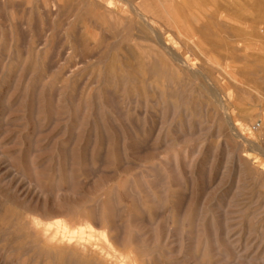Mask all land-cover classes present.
Instances as JSON below:
<instances>
[{
	"label": "bare ground",
	"instance_id": "6f19581e",
	"mask_svg": "<svg viewBox=\"0 0 264 264\" xmlns=\"http://www.w3.org/2000/svg\"><path fill=\"white\" fill-rule=\"evenodd\" d=\"M190 1H196V0H82L81 3L83 5L85 4V6L87 5V8L90 9L89 11H91V13H94V15L96 16L97 19H103V21L106 20L109 23L108 25L110 27H112V28L114 27L116 30L124 32L123 34H126V36H128L126 38H129V40H131L130 37H132V36H130V35L132 32H135V31H133L135 29H138L140 31L139 33L144 34L145 35L144 37H146V38L141 40V42L139 41V42L135 43L136 51L140 57H142V58L150 57V58L154 59L156 62H158L162 66V68H165V67H163V65L166 66L168 68L169 72L172 74V76L182 77V75H184L186 71H189L191 73V75H193L194 77L197 78V75L198 76L201 75V79H202V77L205 79V81L207 82V84L204 85L205 89H206L207 93L209 92V95L211 98L217 99L216 101L221 106L222 112H223L222 114H224L223 121L227 124L228 129H230V133L234 137V140H236L239 147L240 146L247 147L245 150H242V151L246 152L243 156L244 160H242V157L237 154V152H238L237 150H231L229 148L230 145L228 144V141L225 144V148L223 147L224 148L223 150H219L222 147V146L219 147V144L217 145V147L219 149L216 146H215V148L209 147L207 149V152H208L207 155H209V157L211 159V162H210L211 163V167H210L211 172H213L214 169H218V167H222L223 171H222V176L220 175L221 178L219 180V184L221 185L223 182L225 183L226 179H230L232 182L231 188L229 187L230 190H228L227 194L221 195L222 199L220 201H214L215 202L214 204L211 203L212 205L209 204L208 199L211 196H214V197L218 196V198H219V196H220V194H218V192L220 191L219 189H218V192L216 191L217 189H215L216 192L213 191V193L212 192L208 193V194L206 193L207 195L203 199L197 198V197H196L197 198L196 199L195 197H192V196H194L192 194L195 193L194 189L196 188V185L199 184L196 182L198 179H195L196 174L198 175V168L201 166L200 163L202 161V160L200 161L199 156H201L203 154L205 155L206 151L204 152V150L207 148L206 147V143H207L206 138L202 137V136H204L203 135L204 133L202 131L203 129L198 128V126H197V129L195 128L196 125L200 124L199 121L195 120L194 121L195 124H193V122L191 121L192 120V114L187 112V110L183 109V108H185L183 105L184 102L182 104H179L178 102L172 101L170 99H166L164 92H163L162 95L159 96V100L157 102L158 106H156V107L159 108V110L163 116L167 115L172 120H178L179 116L182 114V120L181 121L179 120L176 128H174L175 127L174 126L173 127L174 129H172V130L167 131V129H163V127H164L163 126L162 129H163V131H165V135H164L163 131H161L160 133H157L158 134L157 137H155V139L153 140L154 143L153 142L150 143L149 141H151L152 139L150 140V138L147 136V133L149 131V130L147 131V125H148L147 124L148 123V120H147V100H148V98L145 100V105H146L145 111L146 112L143 115L144 117H143L141 124H139L138 122L135 121V115H136L137 109L136 110L134 109V105H137V103H139L141 101L140 100L141 98L139 97V95H137V96L130 95V88H129V87H131V86H129V80L130 79L128 80V77H127L129 74L127 75V73L125 71H124L125 73H121L118 77L119 80H118V83H116V91L114 93V103H111L113 100L110 101L108 98H105L106 93L104 94V96L103 95H97L96 99L94 101H92V99L88 100V99H82V98L80 100H74L73 99L74 96L71 98V97H69V95H70L69 94L68 96L66 95L67 97H65V95L63 93L59 92L58 98L56 99L58 102V105L56 104V107L62 109V111H58L57 112L58 115H57V113L53 114V108L47 103V99H46L45 94L43 96H40V93L37 89L38 86L37 87H31L29 84H27L26 87H24L25 88L24 91L22 90V92L20 94L18 93L17 97H9L8 98L7 108L6 107L5 108L7 110H10L16 106L23 107V111L25 113V116L26 117L29 116V120L27 121V124H25L26 127L28 125H30L31 123H33L34 125L44 123L46 125V123L48 122L47 123L48 125H52L53 123L59 124V123L63 122V125L61 127L59 126V128H61V134L63 136H65V139L63 142L58 140L59 144L58 145L57 144L52 145V148H51V146L46 145L47 147H45V148L50 147L49 149L52 150V153H51L52 155L50 154L51 157L49 156V154L47 152V154H48L47 156L50 157V161H46L45 158H43L42 151H43L44 147L38 145V142L34 143L33 139H31L29 136H27V138H26L30 143L29 148H26L25 151H24L25 148L23 149V147L19 148L18 151H14V152L7 151L6 149H3L4 145L2 146V143L0 142L1 143L0 144V163L5 165L3 167V169L5 168V170H6L5 173L0 176V182L2 184H4L5 187L8 189V193H9V191H11V193H12L11 195L13 197L20 199L22 201V204L24 205V208L26 210L25 215H22L20 213L19 215L13 217V222H12L13 223L12 228H14L13 231H11V227L8 228L9 224L6 225V229L7 230L9 229V231L14 233L18 239L22 240L23 246L26 247V250H25L26 253L24 252V254L22 256L16 257V261L18 263L24 262L25 261L24 259L26 258L27 255L31 258H37L38 257V258L44 259L46 261V264H262L263 263L261 257L258 256L259 253L256 250V248L253 246V244H252V246L248 247V243L243 241L242 235L244 233V230H246L244 228V222L245 223L247 222V221H245V214H246L245 207L246 206L244 207V204L239 201V196H240L241 190L243 188V183H242L243 181L241 179V176H242V174L244 175V172H245L247 166L251 165L252 168L257 170L258 172L264 173V151L261 149V146L258 143L259 141L257 142L252 137H249L246 134L247 130L252 131L253 128H255V126L257 124L256 123H252V124L250 123L251 125L249 126V124L247 123L248 125L247 124L245 125L240 120V118L238 117V115L236 113V109L234 108V106H232L231 104L230 105L227 104L229 102L227 100L225 101L224 99L226 97L229 100H231V93L228 92V88L225 86V84L221 83V80H219L220 78L215 79V77H213L212 75L210 76L208 74V72L204 73L202 68H201V70H198L199 71L198 74L195 73L196 72L195 71L196 66L194 67V65L192 64L193 60L191 61V59L189 57V55H190L189 52H190V50H194V49L196 51H198V53L204 58V61L208 67L213 68V69H217L220 71V73H222V75L224 76L223 80L228 79L231 82H233V84L235 86L240 87V88H242V86H246L249 89L256 90L255 92L258 91L259 95H262L264 93V74L260 75L257 69L252 68L254 66L253 65L250 68H245L244 70H242L241 74H243V77L240 78L239 77L240 72H235V71H237V69L235 67L233 68L231 66V68H227L230 66L223 65V64L219 63V61H217V59L216 60L213 59L212 57L214 55L212 57L210 56V53H211L210 49H208L207 44L205 43L206 38L204 37L205 39H202V37H201L202 41L200 39H197V34L194 32L195 30L193 31L191 29V27L188 26L189 21L187 20V18L185 16L182 15L184 13V10L186 9V2H190ZM252 1H254V0H252ZM52 2H53L52 3L53 5H56L58 2H60V0H54ZM78 2H79V0H78ZM3 3H4V0H3ZM11 3H12V1H11ZM241 3H243V2L241 1ZM246 3H245V6H246ZM7 5H9V4H7ZM193 5H194V3H193ZM253 5H254V3H253ZM258 5H259V3H258ZM240 8H241V6H240ZM256 8H255V10H256ZM39 9H41V8H39ZM54 9H55V7H54ZM71 9H72V7H71ZM81 9H84V7L83 8L81 7ZM196 9L197 8H195V10ZM226 9L221 10V11L217 9L218 12L216 13L214 18H217V19L220 17L222 18ZM84 11H85V9H84ZM86 11L87 12H85V13L88 14V10H86ZM214 11H215V8H214ZM231 11H233V10H231ZM205 12H207V11H205ZM261 13H264V11ZM45 14H46V12L43 15H45ZM52 14H54V13L52 12ZM75 14H78V12H76ZM196 14H198V13H196ZM226 14L228 15V13H226ZM235 14H237V13H235ZM246 14H248V13H246ZM82 15L85 16L84 13H82ZM232 15H230V16H232ZM241 15H243V14H241ZM58 16H56L55 18H57ZM69 16H71V15H69ZM236 16L233 15L232 17H236ZM89 17H90V15H89ZM225 17H227V16H225ZM239 17L238 18L236 17V18L239 20ZM91 18L93 19V15ZM201 18H203V17H201ZM229 18L230 19H228V23L227 22H225V23L229 24L230 21L231 22L233 21L232 23H234L233 27L235 29L236 28L235 25H237L238 20L235 22L236 19L233 20L234 18L233 19L231 17H229ZM90 20H89V22H90ZM220 20H222V19H219V21ZM226 20H227V18L225 19V21ZM86 22H88V20ZM244 22H243V20L242 21L239 20L238 21L239 25H237V26L241 27L244 24ZM247 22L249 23V20ZM90 23H88V24H90ZM223 24H224V22H223ZM50 25H51V23H50ZM50 25H47V26H50ZM66 25L69 26V24H66ZM259 25L261 26L262 24L260 23ZM104 26H106V25H104ZM109 26H108V28H109ZM215 26H214V28H215ZM229 26H230V24H229ZM94 27L92 29H94ZM49 28L50 27H48V29ZM61 28L63 29V27H61ZM84 28H85V26H84ZM97 28H99V27H96L95 29H97ZM194 28H195V26H194ZM48 29L46 31L47 33H49ZM54 29H56V28H54ZM86 29H87V26H86ZM205 29H206V27H205ZM9 30H10V28H9ZM68 30L69 29H67L66 32ZM88 30H89V28H88ZM196 30H197V28H196ZM83 31L85 32L87 30H83ZM212 31H213V29H212ZM92 32H91V34H92ZM243 32H245V31H243ZM60 33H62V32H60ZM70 33L73 34L72 32H70ZM139 33H138V35H139ZM103 34H101V35H103ZM132 34H134V33H132ZM244 34L247 35V33H244ZM2 35H4V34H2ZM49 35H50V33H49ZM64 35L67 36L68 34L66 35L64 33ZM64 35H63V37H64ZM84 35L82 37H84ZM138 35H136V36H138ZM239 35H241V34L239 33ZM229 36H230V34H229ZM44 37H42V38L46 40V36H44ZM58 37H59V35H58ZM72 37L75 38V36H72ZM214 37H216V35ZM42 38H41V40H43ZM107 38L110 39V36ZM220 38H223V36ZM251 38H254V37L251 36ZM92 39L93 38H91V41L94 42ZM219 39L217 41H219ZM124 40L126 41L127 39H124ZM135 40H137V39H135ZM222 40L223 39H220V41H221L220 44L215 43L213 45L215 47L217 46L221 50L224 49L225 54L222 52L223 56H227V58H228L233 53L237 54V53H241L243 51V49H239V48H237L238 46H235V42L233 43L234 45L230 46L231 43L227 44V41L222 42ZM63 41L64 40L62 39V42ZM112 41L110 43H112ZM118 41H121V40H118ZM133 42H135V41H133ZM147 42H148V44H147ZM179 43L181 44V47L178 46ZM39 44H41V43H39ZM63 44H65V43H63ZM67 44H68V41H67ZM93 44H95V43H93ZM114 44L112 43L113 46H115ZM55 45H56V43H55ZM122 45H123V43H122ZM127 45H128V43H127ZM103 46L105 47V45H103ZM108 46L110 48L109 44H108ZM116 46H117V44H116ZM125 46H126V44H125ZM239 46H240V43H239ZM241 46H243V45H241ZM88 47H90V46H88ZM126 47L129 48L128 46H126ZM59 48H61V47H59ZM99 48H101V47H99ZM259 48H261V47H259ZM0 49H1V47H0ZM44 49H43V52H45ZM73 49L75 51L76 48H73ZM86 49H87V47H86ZM129 49H128V51H130ZM33 50H34V48H33ZM62 50H64V49H62ZM212 50H214V49L212 48ZM215 50H216V48H215ZM256 50L257 49H255V51ZM34 51H32V52L34 53ZM78 51L79 50L77 49L76 53H78ZM101 51H102V49H101ZM1 52H2V50H1ZM1 52H0V56L2 55ZM32 52H30V53H32ZM54 52L56 53V51H54ZM118 52H120V51L118 50ZM127 52H125V55L127 54ZM60 54H61V52H60ZM60 54H59V56H60ZM219 54H220V52H219ZM243 54H245V52H243ZM255 55H258V54H255ZM193 57L194 56H192V58ZM77 58H78V56H77ZM242 58H243V56H242ZM41 59L43 60V58H41ZM52 59L50 58V60H52ZM61 59H62V57H61ZM223 59H226V58L223 57ZM243 59H241V60H243ZM66 60H68V58ZM116 60H118V59H116ZM4 61H5V59H4ZM4 61H3V63H4ZM39 61H41V60H39ZM98 61H100V60H98ZM257 61H258V59H257ZM41 62H43V61H41ZM69 62H71V60H69ZM144 62H146V61H144ZM231 62H232V60H231ZM60 63H61V61H60ZM51 64H49V65H51ZM75 64H77L76 61H75ZM239 64L241 65V62H239ZM261 64L263 65L264 63L261 61ZM66 65H68V64L66 63ZM136 65H137V63H136ZM258 65H259V63H258ZM46 66H48V65L46 64ZM54 66L57 67V65H54ZM91 66H93V65H91ZM95 66H96V64H95ZM108 66H111V65H108ZM150 66H151V64H150ZM243 66H244V64H243ZM243 66H241V67H243ZM43 67H45V66H43ZM120 67H121V65H120ZM4 68H6V67H4ZM21 68H23V67H21ZM29 68H30V66H29ZM52 68H53V66H52ZM203 68H204V66H203ZM260 68L262 69L261 65H260ZM111 69H113V67ZM48 70L50 72L53 69H51V70L48 69ZM62 70H63V68H62ZM191 70H194L195 72L194 71L191 72ZM57 72L59 74V71H57ZM159 72H161V71H159ZM17 73H18V71H17ZM100 73L101 72L99 71V74ZM45 74H47V73H45ZM74 74L72 77H74ZM212 74H213V72H212ZM218 74H219V72H218ZM100 75H102V74H100ZM115 75H117V73H115ZM52 76H54V75H52ZM161 76L164 77L163 75H161ZM59 77H61V76H59ZM169 77H170V74H169ZM48 78H49V76H48ZM111 78L112 77H110V78L108 77V79H111ZM58 79H56V80L58 81ZM204 79H202V80H204ZM108 81H107V83H109ZM114 81H115V79H114ZM166 81H169L168 78ZM59 82H57V84ZM71 82H72V80H71ZM78 82H79V80H78ZM201 82H199V83H201ZM27 83H28V81H27ZM49 83H50V81H49ZM55 83L56 82H54V84ZM208 83L210 84L209 85L210 87H211V85H213V87H216V91H218V92H213L212 89H209ZM88 84H87V86H88ZM94 84H96V83H94ZM103 84L104 83H102V85ZM34 85L35 84H33V86ZM48 85H46V86L49 88ZM188 85H190V83ZM195 85H196V83H195ZM113 86H115V85H113ZM152 86L150 88H153ZM106 87H108V86L106 85ZM22 88H23V86H22ZM72 88H74V86H72ZM75 88H77V87H75ZM81 89H82V87H81ZM98 89L100 90V88H98ZM179 89H181V88H179ZM231 89L232 88H230V90ZM58 90H59V88H58ZM95 90H97V87ZM152 90L154 92V88ZM236 90H238V88ZM103 91H106V90H103ZM149 91L151 92V90H149ZM243 91H244V89H243ZM73 92H72V95L73 94L75 95V93H73ZM85 92H86V90L84 91V93ZM155 92H157V91H155ZM227 92H228V94H227ZM245 92H247V91H245ZM181 93L183 94V92H181ZM220 93H223L224 96H222V94H220ZM248 93H251V92H248ZM31 95H32V99L30 97ZM203 95H204V93H203ZM251 95H253V94H251ZM90 97H92V96H90ZM203 97H205V96H203ZM168 98H169V96H168ZM243 98H245V96ZM150 99L151 98H149V100ZM193 99H194V97H193ZM5 100H6V98L4 99V101ZM28 100H30V102H31L30 104H29ZM152 100H154V99H152ZM243 101L245 102V100H243ZM195 102H197V101H195ZM202 103H203V101H202ZM198 104H200V103H198ZM210 104H208L207 106H209ZM241 104H242V102H241ZM2 105H3V103H2ZM161 105H163L165 107L167 106L168 111L165 112L164 110H161L162 109ZM243 105H245V104H243ZM213 106H211V107L213 108ZM160 107H161V109H160ZM214 107H216V106H214ZM247 107H248V105H247ZM236 108H237V106H236ZM213 109H215V108H213ZM215 112H216V110H215ZM219 112H220V109H219ZM260 112L262 113V111H260ZM205 114H206V112H205ZM11 116H10V118H11ZM58 116H60V117H58ZM149 117H150V115H149ZM10 118H7V119L10 120ZM1 119H2V117H1ZM16 120H18V119L16 118ZM104 120H107L108 125L110 124L109 128L110 127L112 128V135L111 136L107 135V133H106L107 128L105 126ZM151 120H152V118H151ZM10 122H11V120H10ZM3 123L6 124L5 122H3ZM16 125H18V124H16ZM202 125H203V123H202ZM262 125L263 124H261L259 128H261ZM222 126H224V125H222ZM165 127H166V125H165ZM7 128H9V126ZM37 128H39V127H37ZM12 129H11V132L13 131ZM15 129H14V131H15ZM212 129H213V127H212ZM159 130H161V129H159ZM261 130H259V131H261ZM108 131L110 132V130H108ZM217 131H218V129H217ZM170 132L175 133L176 139H172L171 140L172 142H169V144H168L167 133H170ZM221 133H223V131H221ZM228 134H229V132H228ZM11 135H9L7 137L8 140H9V137ZM26 135H24V136H26ZM30 135H32V134H30ZM34 136H35V134H34ZM221 136L223 137V135H221ZM251 136H252V134H251ZM205 137H206V135H205ZM229 137H230V135H229ZM46 138H44V139H46ZM6 139H5V141H6ZM40 139H42V138H40ZM38 140H39V137H38ZM176 140H178V143L180 141L182 143H186V144L188 143L189 145L187 144L188 146L187 145H185V146L191 147L192 150L194 151V153H197V155L194 154L196 156V159H192L191 161L188 160L187 153H183L184 148H182V145H181V147L178 146V147H180L179 150H176L175 149V147L177 145ZM212 140L215 141L214 139H212ZM11 141H13V140H11ZM160 141L164 142L163 145L165 146V149L167 148V153H166L165 149H162L163 151H161V148H163V147L158 145V142H160ZM213 141H211V143ZM224 141H225V139H224ZM260 141H261V138H260ZM32 142L35 144V145L33 144L34 147L32 145ZM215 142H217V141H215ZM84 143H86L85 147H84ZM7 144H9V143H7ZM42 144H43V142H42ZM215 145H216V143H215ZM74 146L75 147L78 146V150H76V152L74 151L75 150ZM14 147H16V146H14ZM148 147H150L152 149L153 153L149 154L147 152ZM168 149H170V150L168 151ZM189 151H191V149ZM219 155H221L220 157H222V155L224 156L222 161L219 160ZM149 159L156 160V161H154V163L151 162L152 164H150ZM232 161H235V166H234L233 170L230 171L229 170L230 165L234 164ZM202 163L205 164L203 161H202ZM222 164H223V166H222ZM228 164H230L229 167H228ZM198 165H200V166L198 167ZM166 166H168V168ZM111 167H113V169ZM91 169H92V173H89V170H91ZM202 170H203V168H202ZM218 172H220V171L218 170ZM254 172H256V171H254ZM184 173H186V175H187L186 178H187V181L189 182V185H190L189 187L191 190L190 195H192V196H190L191 198L189 200H187V201L185 200V202L178 203V202H176L177 200H175V198L177 197V194H176L177 191H175V187H176L175 181H176V179L178 180L179 178L180 179L183 178ZM200 174H202V173H200ZM200 174H199V176H201ZM233 175L234 176L236 175V177H233ZM212 179H214V178H212ZM208 180L209 179H207V181ZM213 181H215V180H213ZM179 182L180 181H178V183ZM180 183H182V182H180ZM185 184H186V182H185ZM207 184H209V182ZM220 185H219V187H220ZM225 185H227V184H225ZM228 186H229V183H228ZM0 187H1V184H0ZM183 188H185V187L183 186ZM186 188H188V186ZM207 189H206V191H207ZM243 191H245V190H243ZM199 192L200 191L198 190V193ZM201 194H200V196H201ZM246 195H248V194H246ZM185 198H187V197H185ZM193 198H195V199H193ZM11 199H12V197H11ZM248 202L249 201H247V203ZM244 203H246V202H244ZM250 204H251V202H250ZM246 205H248V204H246ZM246 209H247V207H246ZM260 210L263 211V209H261V208H260ZM254 211L256 212V209ZM257 211H259V210H257ZM261 211H259V213ZM250 216H249V218H250ZM255 217L258 218L257 215ZM261 217H262V215H261ZM256 222H258V221H256ZM256 222H254V224ZM12 223L10 222V224H12ZM247 225L249 226V224H247ZM263 227H262V229H263ZM261 233L263 234V232H261ZM9 235H10V233H9ZM7 236H8V234H7ZM243 237H244V235H243ZM0 241H2V240H0ZM256 245H257V243H256ZM23 246L20 247L19 249H23L24 248ZM259 251H260V248H259ZM260 259L262 262H260Z\"/></svg>",
	"mask_w": 264,
	"mask_h": 264
},
{
	"label": "rangeland",
	"instance_id": "374dc122",
	"mask_svg": "<svg viewBox=\"0 0 264 264\" xmlns=\"http://www.w3.org/2000/svg\"><path fill=\"white\" fill-rule=\"evenodd\" d=\"M11 1H12V3H11ZM52 1H54V0H30V1L29 0L28 1L27 0H4V3H3V0H0V47H1L0 52L2 50V52H1V54H2L1 56L2 57L0 56V72H1L0 73V85H1L0 86V102L2 101L0 103L1 104L0 105V142L2 143V146L4 145L3 146V149H6L7 151L14 152V151H18L19 148L23 147V149L25 148L24 149V151H25L26 148H29V144L30 143L26 139L27 136H29L31 139H33V142L34 143L38 142V145L44 147L45 150L43 149V151H42L43 158H45L46 161H50V157L52 155L51 154L52 153V150L49 149L50 147H48V148H45V147L51 146V148H52V145H55V144L58 145L59 144V141L63 142L64 139H65V136H63L61 134V128H59V126L61 127L63 125V122L59 123L60 125L59 124H54V123L52 125H48L47 124L48 122L46 123V125L44 123L38 124V125H34L33 123H31L30 125H28L26 127L25 124H27V121L29 120V116H27V117L25 116V113L23 111V107L16 106V107H14V108H12L10 110H7L6 109L7 108V104H8V98L9 97H17L18 93L20 94L22 92V90L24 91V89H25L24 87H26L27 84H29L31 87H37L38 86L37 89H38V91L40 93V96H43L45 94L46 99H47V103L53 108V114H56L58 111H62V109L56 107V104L58 105V102H57L56 99L58 98L59 92L60 93H63L65 95V97H67L69 94H70L69 97H71V98L74 96V98H73L74 100H80L82 98V99H88V100H91L92 99V101H94L96 99V96L97 95H103L104 96V94L106 93L107 95L105 94V98H108L110 101L113 100L111 103H114V93L116 91V83H118V80H119L118 77H119V75L121 73H125L126 72L127 75L129 74L127 76L128 77V80L130 79L129 80V86H131V87H129L130 88V95H132V96L139 95V97L141 98L140 99L141 101L139 102L140 104L137 103V105H134V109L135 110L137 109L136 115H135V121L138 122L139 124H141V122L143 120V117H144L143 115L146 112L145 111L146 110L145 100L147 98H148V100H149V98H151L150 99L151 101L149 100L150 102L147 100V120H148V123L147 124L149 125V126L147 125V131L149 130L148 133H147V136L150 138V140L152 139L151 141H149L150 143H152V142L154 143L153 140L155 139V137H157V135H158L157 133H160L161 131H163V129H167V131H168V130H172V129L176 128V126L178 125V121L179 120L180 121L182 120V114L179 116L178 120H172L167 115H164L163 116L162 113L160 112L159 108L156 107V106H158L157 105V102L159 100V96L162 95L163 92H164V95H165V98L166 99H170L172 101L178 102L179 104H182L184 102L183 105H184L185 108H183V109L184 110H187V112H189V113L192 114V120L191 121L193 122V124H195V122H194L195 120H198L199 123H200V124L196 125L195 128L197 129V126H198V128H202L203 129L202 131L204 133L203 134L204 136H202V137L206 138V142H207L206 143V147L207 148L204 150V152L206 151L205 152V155L206 156L204 154L201 155V156H199L200 157V161L202 160L205 163V164H203L202 161H201V163H200L201 166L198 165V167L199 166L200 167L198 168V175L196 174L195 179H198L196 182L199 183V184L196 183L197 185H196V188L194 189V192L195 193L192 194V195H194V196H192V195H190L191 194V190H190V187H189L190 186L189 185V182L187 181V178H186L187 177L186 173H184L185 176L183 175V178H181L182 180L180 178L178 180L176 179V181H175V184H176L175 191H177L176 192L177 197L175 198V200H177L176 202H178V203L185 202V200L187 201V200H189L191 198L190 196L195 197V198L197 197V198H202L203 199V198L206 197V195L208 193H211V192L213 193V191L214 192H216V191L218 192V189L220 190L219 191L220 193L218 192V194H220L219 198H218V196L217 197L215 196L216 198L214 196H211V197H209L210 200L208 199V202H209L210 205H212V204L215 203L214 201H220L222 199V196L221 195L222 194H227L228 190H230L231 185H232V182H231L230 179H226L225 183L223 182L221 185L219 184V180L221 178L220 175L222 176L223 168L222 167H218V169H214V171H213L214 173L211 172V170H210V167H211V163H210L211 162V159H210L209 155H207V153H208L207 152V149L209 147L215 148V146L217 147V145L219 144V147H221V146L222 147L220 149L218 147L217 148L219 150H223L225 148V144L228 141V144L230 145L229 148L231 150H237L238 151V152L236 151L237 154L242 157V160H244L243 156H244V154L246 152H244L242 150H245L247 147H242V146L239 147V145L237 144L236 140H234V137L230 133V129H228L227 124L223 121L224 114H222L223 112H222L221 106L216 101L217 99L211 98L210 95H209V92L207 93V91L205 89V86L204 85L207 84V82L205 81V79L202 77V79H204V80H202L201 79V75H199V76L197 75V78H196L193 75H191V73L189 71H186L185 74L182 75V77L172 76V74L169 72V70H168V68L166 66L163 65V67H165V68H162V66L158 62H156L154 59H152L150 57H147V58L140 57L138 55L137 51H136L135 43L136 42H139V41L141 42V40H143L144 38H146V37H144L145 36L144 34L139 33L140 31L138 29H135L133 31H135L136 33L135 32H132L134 34L131 33L130 36H132L133 38L130 37L131 40H129V38H126L128 36H126V34H123L124 32L118 31L114 27L113 28L110 27L108 25L109 23L106 20H104L105 21L104 22L103 19H97L96 16L94 15V13H91V11H89L90 9L87 8V5L85 6V4L83 5L81 3L82 0H79V2H78V0H60V2H58L56 5H53L52 4L53 3ZM196 1L186 2V9L184 10V13L182 15L185 16L187 18V20L189 21L188 26H190L193 31L195 30L194 32L197 34V39H200L202 41V39H205L206 38L205 39V43L207 44L208 49H210V52H211L210 53V56L212 57L214 55L212 57L213 59H215V60L217 59V61H219V63H221L223 65L230 66V67H227V68H231V66L233 68L235 67L237 69V71H235V72H240V74H239V77L240 78L243 77V74H241V71L244 70L245 68H250L253 65L254 66L252 68L257 69L260 75L264 74V70H263L264 69V66H263L264 64L263 65L261 64V61L264 63V15H263L264 13H261V12L264 11V0H258V1L257 0H254V1H252V0L251 1L250 0H244V1L243 0H214V1L213 0H196ZM241 1L243 3H241ZM193 3H194V5H193ZM245 3H246V6H245ZM253 3H254V5H253ZM258 3H259V5H258ZM7 4H9V5H7ZM189 5L190 6L192 5V6L190 7ZM208 6L209 7L211 6L213 9L211 7L209 8ZM240 6H241V8H240ZM54 7H55V9H54ZM71 7H72V9H71ZM81 7L82 8L84 7L85 11H84V9H81ZM39 8H41V9H39ZM195 8H197V9L195 10ZM214 8H215V11H214ZM255 8H256V10H255ZM217 9L220 10V11L226 9V11L224 12L222 18L221 17L218 18V19L217 18H214L215 15H216V13L218 12ZM86 10H88V14L85 13V12H87ZM231 10H233V11H231ZM205 11H207V12H205ZM45 12H46V14L43 15ZM52 12L54 14H52ZM76 12H78V14H75ZM245 12L248 13V14H246ZM82 13H84L86 17L84 15H82ZM196 13H198V14H196ZM226 13H228L229 16ZM235 13H237V14H235ZM232 14L234 16L237 15L236 16L237 18L240 16L239 17V20H241V21L243 20V22L245 21L244 24L241 27L240 26H237V25H239V23H238L239 20L236 17H232L233 16ZM241 14H243V15H241ZM52 15L53 16L55 15V16L53 17ZM69 15H71V16H69ZM89 15H90V17H89ZM92 15H93V19L91 18ZM230 15H232V16H230ZM56 16H58V17L55 18ZM225 16H227V17H225ZM201 17H203V18H201ZM229 17H231L232 19L234 18L233 20L236 19L235 22L238 20L237 21V25H235V27H236L235 29L233 27V25H234V23H232L233 21L231 22L229 20L231 22V23L229 22L230 26H229V24H226L225 23V22L228 23V19H230ZM224 18L225 19L227 18V20L225 21ZM219 19H222V20L219 21ZM87 20H88V22H86ZM89 20H90L91 23L89 22ZM248 20H249V23L247 22ZM223 22H224V24L226 26L223 24ZM50 23H51V25H50ZM88 23H90V24H88ZM260 23L262 24L261 26L259 25ZM22 24L24 26L25 25L26 26L24 27ZM66 24H69V26L66 25ZM47 25H50V26H47ZM104 25H106V26H104ZM107 25L109 26L110 29L108 28ZM84 26H85V28H84ZM86 26H87V29H86ZM194 26H195V28H194ZM214 26H215V28H214ZM48 27H50V28L48 29ZM61 27H63V29ZM93 27H94V29H92ZM96 27H99V28L95 29ZM205 27H206V29H205ZM9 28H10V30H9ZM54 28H56V29H54ZM88 28H89V30H88ZM196 28H197L198 31L196 30ZM47 29L49 30L48 32L50 33L51 36L49 35V33L46 32ZM67 29H69V30L66 32ZM212 29H213V31H212ZM73 30L75 32L76 31L77 32L75 33ZM83 30H87V31H85L86 33ZM59 31L62 32L63 34L60 33ZM69 31L72 32L73 34H71ZM243 31H245V32H243ZM91 32H92V34H91ZM64 33L66 35L67 34L68 35L65 36ZM138 33H139V35H138ZM239 33L241 35H239ZM244 33H247L248 36L246 34H244ZM2 34H4V35H2ZM101 34H103V35H101ZM135 34L138 35L139 37L136 36ZM214 34L216 35V37H214L215 36ZM229 34H230V36H229ZM58 35H59V37H58ZM63 35H64V37H63ZM71 35L72 36H75V38L72 37ZM83 35H84V37H82ZM44 36H46V40L42 38ZM109 36H110V39L107 38ZM219 36L220 37L223 36V38H220ZM251 36L254 37V38H251ZM201 37H202V39H201ZM218 37L220 39H223L222 42H226L227 41V44L231 43L230 46L234 45L233 43L235 42V46H238L237 48H239V49H243V51L241 53H237V54L236 53L235 54L233 53L234 55L231 54L228 58H227V56H223V53L225 54L224 49L221 50L217 46L215 47L213 45L215 43L216 44H220L221 43V41H220V39ZM41 38L43 40H41ZM91 38H93L92 40L94 42L91 41ZM62 39L64 40L63 42H62ZM124 39H127V40L125 41ZM135 39H137V40H135ZM218 39H219V41H217ZM116 40L117 41L118 40H121V41H118L117 42ZM67 41H68V44H67ZM111 41H112L113 44L115 43L114 44L115 46H113L112 43H110ZM133 41H135V42H133ZM245 41L246 42L248 41V42L246 43ZM126 42L128 43V45H127ZM39 43H41V44H39ZM55 43H56V45H55ZM63 43H65V44H63ZM93 43H95V44H93ZM122 43H123V45H122ZM239 43H240V46H239ZM26 44L27 45L29 44V45L27 46ZM108 44L110 45V48H109ZM116 44H117V46H116ZM125 44L130 49L127 48L125 46ZM147 44H148V42H147ZM87 45L90 46V47H88ZM103 45H105V47ZM241 45H243V46H241ZM80 46L81 47L83 46V47L81 48ZM178 46L181 47V44L179 43ZM59 47H61V48H59ZM86 47H87V49H86ZM99 47H101V48H99ZM211 47L214 50H212ZM259 47H261V48H259ZM33 48H34L35 51L33 50ZM73 48H76L75 51H74ZM215 48H216V50H215ZM43 49H44L45 52H43ZM62 49H64V50H62ZM77 49L79 50L78 53H76L77 52ZM101 49H102V51H101ZM128 49L130 51H128ZM255 49H257V50L255 51ZM118 50L120 52H118ZM32 51H34V53ZM54 51H56V53ZM30 52H32V53H30ZM60 52H61V54H60ZM125 52H127L126 55H125ZM190 52H189V54H190L189 57H190L191 61L193 60L192 61V64L194 65V67L196 66V69H195L196 72L194 70H191V72L194 71L195 73L198 74L199 73L198 70H201V68H202V70L204 71V73H207L208 72V74L210 76L212 75L213 77H215V79H219L220 78L219 80H221V83L225 84V86L228 88V92L231 93V100H229L226 97L224 99L225 101L227 100L229 102L227 104H229V105L231 104L232 106H234V108L236 109V113H237L238 117L240 118V120L245 125L247 123L249 124V126L252 123H256L257 124L255 126V128H253L252 131L247 130L246 131L247 132L246 134H247V136L252 137L257 142L259 141L258 143L261 146V149L264 151V140H263L264 139V96H263L264 93L262 95H259L258 91L255 92L256 90L249 89L246 86H242V88H240V87L235 86L233 84V82H231L228 79L223 80V77L224 76L222 75V73H220V71L217 70V69H213V68L208 67L206 65L205 61H204V58L198 53V51H196L194 49V50H190ZM219 52H220V54H219ZM243 52H245V54H243ZM59 54H60V56H59ZM255 54H258V55H255ZM77 56H78V58H77ZM192 56H194V57L192 58ZM242 56H243L244 59L242 58ZM61 57H62V59H61ZM223 57H225L226 59H223ZM41 58H43V60ZM50 58L51 59L53 58L54 60L53 59L50 60ZM67 58H68V60H66ZM115 58L118 59V60H116ZM4 59H5V61H4ZM241 59H243V60H241ZM257 59H258V61H257ZM39 60H41L43 62H41ZM69 60H71V62H69ZM98 60H100V61H98ZM231 60H232V62H231ZM3 61H4V63H3ZM60 61H61V63H60ZM75 61H76L77 64H75ZM144 61H146V62H144ZM239 62H241V65L239 64ZM66 63L68 65H66ZM136 63H137V65H136ZM258 63H259V65H258ZM46 64L48 66H46ZM49 64H51V65H49ZM95 64H96V66H95ZM150 64H151V66H150ZM243 64H244V66H243ZM54 65H57V67L54 66ZM91 65H93V66H91ZM108 65H111V66H108ZM120 65H121V67H120ZM260 65H261L262 69L260 68ZM29 66H30V68H29ZM43 66H45V67H43ZM52 66H53V68H52ZM203 66H204V68H203ZM241 66H243V67H241ZM4 67H6V68H4ZM21 67H23V68H21ZM112 67H113V69H111ZM62 68H63V70H62ZM48 69H50V70L53 69V70L50 71L51 72L50 73ZM104 69L105 70L107 69V70L105 71ZM17 71H18V73H17ZM57 71H59V74H58ZM99 71L101 72L100 74H102V75L99 74ZM159 71H161V72H159ZM212 72H213V74H212ZM218 72H219V74H218ZM45 73H47V74H45ZM115 73H117L118 76L115 75ZM73 74H74V77H72ZM169 74H170V77H169ZM47 75L49 76V78H48ZM52 75H54V76H52ZM161 75H163L164 77H162ZM59 76H61V77H59ZM108 77L109 78L112 77V78L111 79H108ZM55 78L56 79L59 78L60 80L58 79V81H57ZM167 78H168L169 81H166ZM114 79H115V81H114ZM71 80H72V82H71ZM78 80H79V82H78ZM27 81H28V83H27ZM49 81H50V83H49ZM107 81L109 83H107ZM54 82H56L55 83L56 85L54 84ZM57 82H59V83L57 84ZM188 82L190 83V85H188L189 84ZM199 82H201V83H199ZM94 83H96V84H94ZM102 83H104V84L102 85ZM195 83H196V85H195ZM33 84H35V85L33 86ZM87 84H88V86H87ZM46 85H48L49 88ZM106 85L108 87H106ZM113 85H115V86H113ZM209 85L210 84L208 83V86ZM22 86H23V88H22ZM72 86H74V88H72ZM151 86L154 88V92L155 91H157V92L154 93L153 90H152L153 88H150ZM75 87H77V88H75ZM81 87H82V89H81ZM96 87H97V90H95ZM229 87L232 88V89L230 90ZM58 88H59V90H58ZM98 88H100L101 91ZM179 88H181V89H179ZM237 88H238L239 91L236 90ZM209 89H212L213 92H218V91H216V87H213V85H211V87L209 86ZM243 89H244V91H243ZM85 90H86L87 93L86 92L84 93ZM103 90H106V91H103ZM149 90H151V92ZM245 91H247V92H245ZM72 92L75 93V95L74 94L72 95ZM181 92H183V94ZM228 92H227V94H228ZM248 92H251V93H248ZM203 93H204V95H203ZM220 94H222V96H224L223 93H220ZM251 94H253V95H251ZM90 96H92L93 98L90 97ZM168 96H169V98H168ZM203 96H205V97H203ZM244 96H245V98H243ZM30 97L32 99V95ZM193 97H194V99H193ZM3 98L4 99L6 98V100L4 101ZM152 99H154V100H152ZM203 99L205 101L207 100L208 102L207 101L205 102ZM242 99L245 100V102ZM30 100H28L29 101V104L31 103ZM195 101H197V102H195ZM202 101H203V103H202ZM241 102H242V104H241ZM2 103H3V105H2ZM198 103H200L201 105L198 104ZM208 104H210V105L207 106ZM243 104H245V105H243ZM213 105L216 106V107H214ZM247 105H248V107H247ZM211 106H213V108H215V109H213ZM236 106H237V108H236ZM161 107H162V109H161ZM161 107H160L161 110H164L165 112L168 111L167 106L165 107V106L161 105ZM219 109H220V112H219ZM215 110H216V112H215ZM260 111H262V113ZM205 112H206V114H205ZM57 115H58V113H57ZM149 115H150V117H149ZM10 116H11V118H10ZM14 116L18 120H16V118ZM1 117H2V119H1ZM58 117H60V116H58ZM7 118H10L11 122ZM151 118H152V120H151ZM3 122H5L6 124H4ZM201 122L203 123V125H202ZM104 123H105V126L107 128V132H106L107 135H110L111 136L112 135V128L111 127L109 128L110 124L108 125L107 120H104ZM16 124H18V125H16ZM261 124H263V125H262L261 128H259ZM165 125H166V127H165ZM222 125H224V126H222ZM8 126H9V128H7ZM37 127H39V128H37ZM162 127H163V129H162ZM212 127H213V129H212ZM11 129L13 130L12 132H11ZM14 129H15V131H14ZM159 129H161V130H159ZM217 129H218L219 132L217 131ZM108 130H110V132ZM259 130H261V131H259ZM221 131H223V133H221ZM163 132H164V135H165V131H163ZM228 132H229V134H228ZM33 133L35 134L36 137L34 136ZM30 134H32V135H30ZM251 134H252V136H251ZM9 135H11V136L9 137V140H8L7 137ZM24 135H26V136H24ZM205 135H206V137H205ZM221 135H223V137ZM229 135H230V137H229ZM38 137H39V140H38ZM40 138H42V139H40ZM44 138H46L47 140L44 139ZM260 138H261V141H260ZM5 139H6V141H5ZM167 139H168V144H169V142H172L171 141L172 139H176L175 133H173V132L167 133ZM212 139H214L217 142L213 141ZM224 139H225V141H224ZM11 140H13V141H11ZM176 141H177V145L175 147L176 150H179V148L182 145V148H184L183 149V153H187L188 160L191 161L192 159H196V156L195 155H197V153H194V151L192 150L191 147H186L185 146L188 143L187 144L186 143H182L180 140H179L180 141L179 143H178V140H176ZM211 141H213V142L211 143ZM33 142H32V145L34 144ZM42 142H43V144H42ZM7 143H9V144H7ZM163 143H164L163 141L158 142V145L163 147V148H161V151H163L162 149H165V146L163 145ZM215 143H216V145H215ZM34 145H33V147H34ZM85 145H86V143H84V147H85ZM14 146H16V147H14ZM178 146H180V147H178ZM190 149H191V151H189ZM76 150H78V146L75 147V150L74 151L76 152ZM169 150L170 149H168V151ZM165 151L167 153V148L165 149ZM47 152H48V154H49L50 157L47 156L48 155ZM147 152L149 154L150 153H153L152 152V149L150 147L147 148ZM220 156L221 155H219V160L222 161V159L224 158V156L223 155H222V157H220ZM154 161H156V160L149 159V163L150 164H152L151 162L154 163ZM232 162L234 164H231L230 162L229 163L231 165L228 164V167L230 165V167H229L230 168L229 169L230 171L233 170V168L235 166V161H232ZM0 166H1L0 167V172H1L0 173V176H1V175H3L5 173L6 170H5V168L3 169V167L5 166L4 164L0 163ZM222 166H223V164H222ZM166 167L168 168V166H166ZM201 167L203 168V170H202ZM111 168L113 169V167H111ZM218 170L220 172H218ZM254 171H256V172H254ZM89 173H92V169L89 170ZM200 173H202V174H200ZM199 174L201 176H199ZM207 175L208 176L210 175V176L208 177ZM242 176H241V179L243 181L242 182L243 183V188H242L241 193H240V196H239V201L244 204V207L245 206L247 207V209L245 207V212H246V214H245V221H247L246 223L249 224V226H248L244 222V228L246 230H244V233H243L244 237L242 235V238H243V241L244 242L248 243V247L252 246V244H253V246L256 248V250L259 253L258 256L261 257V259L263 261L262 264H264V246H263L264 245V227H263L264 226V220H263L264 219V204H263L264 203V197H263L264 196L263 195L264 194V173L258 172L257 170H255L254 168H252V166L250 165V166H247V168H246V170L244 172V175L242 174ZM233 177H236V175L235 176L233 175ZM212 178H214V179H212ZM207 179H209V180L207 181ZM213 180H215V181H213ZM178 181H180L182 183H180V182L178 183ZM185 182H186L187 185L185 184ZM208 182H209V184H207ZM228 183H229V186H228ZM0 184H1V187H0V234H1L0 235V240H2V241H0V264H46V261L44 259H41V258H38V257L37 258H31L28 255L24 259L25 260L24 262L18 263L16 261V257H20V256H22L24 254V252L26 250V247L23 246L22 240L18 239L17 236L14 233H12V232L9 231V229L8 230L6 229V225L9 224L8 228L11 227V231H13V229H14V228H12V226H13V223H12L13 222V217L19 215L20 213L22 215H25L26 214V210L24 208V205L22 204V201L20 199H17L15 197H13L11 195L12 194L11 191H9V193H8V189L5 187L4 184H2L1 182H0ZM225 184H227V185H225ZM219 185H220V187H219ZM183 186L185 188H183ZM187 186H188V188H186ZM205 188L206 189L208 188L207 191H206ZM215 189H217V190L215 191ZM198 190L200 191L199 193H198ZM243 190H245V191H243ZM200 194H201V196H200ZM246 194H248V195H246ZM11 197H12L13 200L11 199ZM185 197H187V198H185ZM195 198H193V199H195ZM247 201H249V202L247 203ZM244 202H246V203H244ZM250 202H251V204H250ZM246 204H248V205H246ZM260 208L263 209V211H261ZM255 209H256V212L254 211ZM257 210H259L261 212L259 213V211H257ZM256 215H257L258 218L259 217L260 218L259 219L256 218L255 217ZM261 215H262V217H261ZM249 216H250V218H249ZM256 221H258V222H256ZM10 222L12 224H10ZM254 222H256V223L254 224ZM262 227H263V229H262ZM261 232H263V234ZM9 233H10V235H9ZM7 234H8V236H7ZM256 243H257V245H256ZM22 246L24 248L23 249H19ZM259 248H260V251H259ZM261 259H260V262H262Z\"/></svg>",
	"mask_w": 264,
	"mask_h": 264
}]
</instances>
